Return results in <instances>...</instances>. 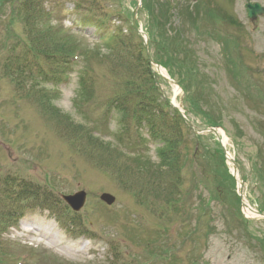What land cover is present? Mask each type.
Instances as JSON below:
<instances>
[{
  "label": "rangeland",
  "instance_id": "obj_1",
  "mask_svg": "<svg viewBox=\"0 0 264 264\" xmlns=\"http://www.w3.org/2000/svg\"><path fill=\"white\" fill-rule=\"evenodd\" d=\"M139 1L0 4V187L9 180L4 194L6 188L11 194L23 192L15 202L3 199L16 222L0 230V264H264V220L253 218L244 225L235 182L222 183V173L209 168L214 136L199 146L182 128L181 161H187L180 167L181 203L169 207L165 196L173 179L158 175L152 143H145L140 154H125L127 143L115 144L111 124L105 141L112 149L88 144L84 129L95 125L105 99L121 92L126 81L114 77L96 52L107 57L121 50L120 41H129L134 60L145 57L138 34L130 30ZM251 2L264 7V0ZM246 3L141 0L135 20L155 47L167 46L163 58L161 48L154 47L152 58L173 67L190 101H197L195 110L203 115L190 116L196 128H205L203 116L222 124L227 151L243 178L245 200L257 210L264 205V16L249 21ZM62 37L75 45V62L66 65L68 74L53 88L37 80L40 71L51 69L35 50H66ZM183 49L185 54H179ZM79 70L89 72L94 86V102L80 113L75 109ZM160 89L164 100L179 107L181 91L161 79ZM76 123L84 129L72 125ZM204 146L210 153L207 169ZM225 163L230 175L232 165ZM79 191L85 192L86 203L74 213L62 196ZM102 193L115 203H102ZM26 219L52 224L59 232L51 235L56 246L50 248L40 234L23 232ZM80 242L86 245L76 247L78 253L63 250Z\"/></svg>",
  "mask_w": 264,
  "mask_h": 264
},
{
  "label": "trees",
  "instance_id": "obj_2",
  "mask_svg": "<svg viewBox=\"0 0 264 264\" xmlns=\"http://www.w3.org/2000/svg\"><path fill=\"white\" fill-rule=\"evenodd\" d=\"M14 0H1L0 4L3 2H13ZM16 1V0H15ZM40 3L41 0H27L25 4L33 5V3ZM37 7L39 5H36ZM26 8V7H25ZM68 38L62 37L63 45L67 46V49L64 48H56L54 52L47 51V48L43 49L42 52L35 50L37 53L41 54L49 64L47 66L51 70L40 71V79L44 83H51L52 85H57L61 82V77L66 72V65L72 61L71 57L74 55V46L69 45L65 42H69ZM65 41V42H63ZM132 47L131 45H126V43L122 44L123 51L116 54L114 57H103L96 53V56L102 57L105 59V62L110 68L111 74L114 77H117L119 81L126 80L121 92L114 94L104 101L103 109L104 113L99 118L98 121L95 122V127L102 125L105 128L112 122H115L118 128L117 132V141L119 143L124 142V139L128 142L130 141L131 135L130 132H133L134 142L130 143L131 148L137 149L140 147V144L145 140L142 137L143 133L146 134L149 139L157 146V154L159 158V167L158 175L165 174V177H169L173 179V183L171 184V189H168L167 197L168 202L165 203L166 207L174 206L180 204L181 198L180 196V186H181V163L182 166L187 161L185 158L183 162L181 161V151L180 147L183 144V134L181 130L182 121L179 118L178 114L168 105V102L160 101V93L158 88L155 85L154 79L148 69L147 62L142 61L140 59H136L134 61V56L132 55ZM160 49L161 46L159 45ZM160 52L162 54V58L164 53H167V46L164 45ZM179 53L184 54L185 51H180ZM86 57L89 56V52L84 53ZM178 55V54H177ZM173 57H176L174 54ZM14 59V58H13ZM86 60V59H84ZM145 65V68L142 67ZM167 67L169 73L172 77L176 79L177 82L184 87L182 80L176 74L175 70L171 66H167V64H162ZM27 68V66H25ZM119 73V75H118ZM90 75L87 70H80L79 78H78V90L76 98L78 100L75 101V109L80 113L83 108H86L88 104L92 102L93 99V91L94 86L92 81L90 80ZM185 88V87H184ZM42 98L46 99V94L44 93ZM46 100H37L41 104V102H45ZM47 102V101H46ZM185 103L187 107V112L194 116L203 115L201 111H196V107L198 105L197 101H190V97L185 98ZM42 105V104H41ZM170 109V114L165 110ZM196 109V110H195ZM52 110V109H51ZM205 123L208 125H218L219 122L216 120H212L209 117H204ZM100 124H97L99 123ZM76 128L84 127L81 124H72ZM86 133V137L89 140L88 144L91 146V142L94 143L97 150L109 149L99 138H95L94 135L88 130L84 129ZM83 138V135H81ZM209 137H197V143H200L203 140ZM204 152L203 162L205 163L207 169V157L210 156L208 148L205 146L202 148ZM212 156L213 168L209 165L210 170H214L217 172H221L220 180L223 183V180L228 179L231 180L230 175L227 173L226 167L224 166L222 152L216 144V149ZM194 158H196V154L194 153ZM210 160V158H209ZM211 171V173H214ZM142 175V174H140ZM264 182V181H263ZM8 183L6 182V187ZM147 189H153L152 186H145ZM4 189V188H3ZM222 189V185L219 183L216 185V192L218 198L219 193ZM1 191V190H0ZM5 192L8 194L9 190L6 188ZM5 196L4 193L0 192V198ZM22 196L21 192L17 193L16 197L14 193L12 194V200L17 201ZM11 200V198H10ZM211 200V199H210ZM1 202V201H0ZM213 202V200H211ZM261 212H264V205L260 208ZM242 219V218H241ZM10 222H12V216L9 212L1 213L0 212V230L3 227L7 226ZM242 222L247 225V221L242 219Z\"/></svg>",
  "mask_w": 264,
  "mask_h": 264
},
{
  "label": "bare ground",
  "instance_id": "obj_3",
  "mask_svg": "<svg viewBox=\"0 0 264 264\" xmlns=\"http://www.w3.org/2000/svg\"><path fill=\"white\" fill-rule=\"evenodd\" d=\"M177 91V90H176ZM223 142H226V139L223 138ZM244 212L247 215H253L252 213L249 212V210L247 208H244ZM22 230L23 232H25L26 230H30V235L33 236L34 234H40L39 237L40 238H45V240L47 242H49L50 244V248H53L54 244L56 246V242L54 243L52 240V236L51 235H55L53 233H57L59 234V232H57L56 230H54L53 225L49 224V223H43V225L41 226V224H36L34 222V219H26L24 220V222L22 223ZM57 234L55 236H57ZM31 241H33V237H31L30 239ZM85 243L80 242L78 244H76L75 246H68L66 248H64L63 250L66 252H70V253H78L79 250H76V247L78 248H84L85 247Z\"/></svg>",
  "mask_w": 264,
  "mask_h": 264
},
{
  "label": "water",
  "instance_id": "obj_4",
  "mask_svg": "<svg viewBox=\"0 0 264 264\" xmlns=\"http://www.w3.org/2000/svg\"><path fill=\"white\" fill-rule=\"evenodd\" d=\"M247 10H248V16L251 20H255L257 18V16H261L264 14V9L259 6L258 4L255 5H251L248 4L246 6ZM207 131H211L214 134H217V129L216 128H210ZM234 166L236 167V165L234 164ZM239 197L240 199H242V189L239 188ZM64 200L75 210H79L83 204H84V200H85V195L84 193L80 192L75 194L74 196H70V197H65ZM101 200L105 201L107 204H112L114 202V198L104 194L101 196ZM264 216V215H262Z\"/></svg>",
  "mask_w": 264,
  "mask_h": 264
}]
</instances>
